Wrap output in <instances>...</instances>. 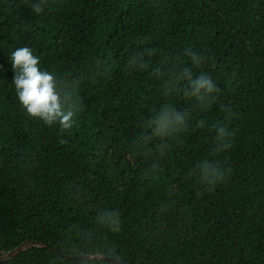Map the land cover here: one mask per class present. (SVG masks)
Segmentation results:
<instances>
[{
  "label": "trees",
  "instance_id": "trees-1",
  "mask_svg": "<svg viewBox=\"0 0 264 264\" xmlns=\"http://www.w3.org/2000/svg\"><path fill=\"white\" fill-rule=\"evenodd\" d=\"M27 240L264 264V0H0V251Z\"/></svg>",
  "mask_w": 264,
  "mask_h": 264
},
{
  "label": "water",
  "instance_id": "water-1",
  "mask_svg": "<svg viewBox=\"0 0 264 264\" xmlns=\"http://www.w3.org/2000/svg\"><path fill=\"white\" fill-rule=\"evenodd\" d=\"M32 247H43V248H50L53 249L58 255L67 259V260H101L106 259L110 260L112 264H118V260L108 255L102 253H95V254H81V255H66L56 249L53 245L40 242L38 240H27L20 244L18 247L11 249L9 251H0V262L9 261L13 256H17L18 254L22 253L23 251L30 249Z\"/></svg>",
  "mask_w": 264,
  "mask_h": 264
}]
</instances>
